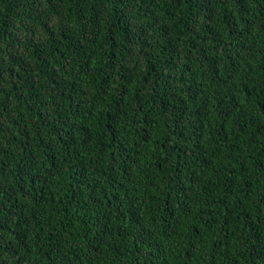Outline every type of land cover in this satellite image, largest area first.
I'll list each match as a JSON object with an SVG mask.
<instances>
[{"label":"trees","instance_id":"16d2710c","mask_svg":"<svg viewBox=\"0 0 264 264\" xmlns=\"http://www.w3.org/2000/svg\"><path fill=\"white\" fill-rule=\"evenodd\" d=\"M0 264H264V0H0Z\"/></svg>","mask_w":264,"mask_h":264}]
</instances>
